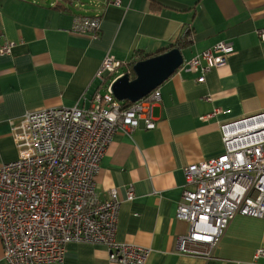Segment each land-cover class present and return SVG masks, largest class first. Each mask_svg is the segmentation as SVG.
Wrapping results in <instances>:
<instances>
[{"label": "crops", "instance_id": "1", "mask_svg": "<svg viewBox=\"0 0 264 264\" xmlns=\"http://www.w3.org/2000/svg\"><path fill=\"white\" fill-rule=\"evenodd\" d=\"M84 15L99 17L97 35L72 32ZM260 30L264 0H0V46L13 43L10 54L0 53V164L17 157L10 128L26 111L90 106L102 89L94 75L107 54L130 63L169 50L185 33L184 63L218 42L231 44L226 63L203 82L198 71L180 67L158 87L153 128L115 132L96 191L105 199L116 189L115 238L149 248L145 264H264L253 257L264 248V218L236 215L214 257L203 259L178 252L188 223L175 217L184 167L224 151L221 125L264 112ZM2 256L0 239V264H7ZM53 264L111 263L105 247L71 242L63 262Z\"/></svg>", "mask_w": 264, "mask_h": 264}, {"label": "built area", "instance_id": "2", "mask_svg": "<svg viewBox=\"0 0 264 264\" xmlns=\"http://www.w3.org/2000/svg\"><path fill=\"white\" fill-rule=\"evenodd\" d=\"M71 30L95 36L99 17L78 16ZM257 33L264 40V30ZM12 48L13 43L3 44L0 53L10 54ZM233 52L231 44L218 42L181 69L198 71L203 82ZM126 72H131L128 62L107 54L94 75L102 89L94 92L89 107L26 111L11 124L17 157L0 164V239L7 264L61 263L71 242L105 247L111 264H145L149 248L115 238L121 204L116 189L108 190L105 199L96 191L100 159L115 132L155 126L158 88L125 108L114 97L111 83ZM220 129L224 151L184 167L175 209V217L188 223L177 240L178 252L203 259L214 257L236 215L264 218V112ZM133 197L129 186L126 199ZM253 257L264 259V248Z\"/></svg>", "mask_w": 264, "mask_h": 264}, {"label": "water", "instance_id": "3", "mask_svg": "<svg viewBox=\"0 0 264 264\" xmlns=\"http://www.w3.org/2000/svg\"><path fill=\"white\" fill-rule=\"evenodd\" d=\"M182 64L181 50L172 47L160 54L136 61L130 73L126 72L113 80L111 91L121 102L124 100L136 102L158 88Z\"/></svg>", "mask_w": 264, "mask_h": 264}, {"label": "trees", "instance_id": "4", "mask_svg": "<svg viewBox=\"0 0 264 264\" xmlns=\"http://www.w3.org/2000/svg\"><path fill=\"white\" fill-rule=\"evenodd\" d=\"M186 43H187V41H186V37H185V33H184V35L181 37V38H179L173 45H171L169 48H167V49H171L172 47H176V48H179L180 50L186 45ZM165 50H161V51H159L157 54H159V53H162V52H164ZM150 56H152V55H145V56H143V57H141L142 59H145V58H147V57H150ZM136 61H138V60H133V61H131L130 63H129V67H132V65L136 62ZM131 76L133 77V74L131 73ZM122 107H127V106H129L130 104H131V102H129V101H127V100H124V101H122Z\"/></svg>", "mask_w": 264, "mask_h": 264}, {"label": "rangeland", "instance_id": "5", "mask_svg": "<svg viewBox=\"0 0 264 264\" xmlns=\"http://www.w3.org/2000/svg\"><path fill=\"white\" fill-rule=\"evenodd\" d=\"M46 2V1H45Z\"/></svg>", "mask_w": 264, "mask_h": 264}]
</instances>
